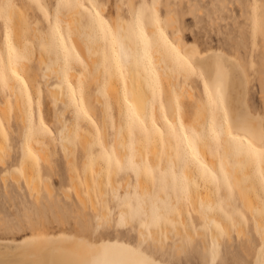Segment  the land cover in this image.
<instances>
[{
    "label": "rangeland",
    "instance_id": "1",
    "mask_svg": "<svg viewBox=\"0 0 264 264\" xmlns=\"http://www.w3.org/2000/svg\"><path fill=\"white\" fill-rule=\"evenodd\" d=\"M11 2L16 5L15 12L17 10V12L22 15L21 26L18 30V34H16L15 30L12 29V24L10 28L13 44L18 49H27V57L24 61L23 71L28 81L27 94H30L32 97V103L29 106L30 110L38 121L39 104L41 103L44 107L47 121L51 123L52 126L54 125V130L50 133L51 135H47L52 140L48 146L51 152L53 169L49 170L46 162H42L40 164L42 169L46 170L45 176H41L39 190L34 191L33 193L29 191L23 178L20 179L21 188H19L10 175V172L18 169V161L21 154L20 143H22V137L24 136L25 130L20 120H16V116L19 115V113L16 107L15 97V94L18 91L22 96H25V94L21 93L20 85L13 77L11 78L9 90L7 92L0 90V118L2 119L3 128L5 127L3 129L5 137L1 138L0 136V141L1 143L5 141L7 146L10 148L9 153L6 154L5 158L6 166L3 167L0 165V220H19L23 216L33 215L42 221L43 229L45 231L55 232L59 231V229H66L67 231H75L86 236L91 235L92 240L95 241H117L134 246L135 242L139 240L142 231L139 222L129 223L124 226H113L104 230L102 233L89 232V226L98 211H110L117 217V219L119 218V214L122 209L120 201L113 195L111 188V180H114L118 185L116 194L121 199L126 195L132 196L133 199L131 202L133 207L136 205L134 197L139 196L140 199L145 202L144 210L146 212H150L151 204L156 202L154 198L158 197L160 200H166L168 202L170 215L176 210L181 209L182 213L187 217L186 220L190 219L191 227H189V231L192 229L190 232L192 233L193 231V234L189 235L187 229L183 227L181 229H176L175 225L172 224L171 228L168 229V231H170H166L167 234L165 233L163 236V245L154 239L151 244L146 245L145 250L152 253L156 258L161 259L162 261L164 260L169 264H256L257 257L255 256L259 251L261 238L259 237V234H257L258 232H256V229L253 228L251 223L252 220L250 222L249 220L243 218L244 222H242V226H240V224L237 225V223H235L236 221H234V211L231 209L234 201L241 204V200L233 198L232 196V199L229 201L228 194L232 191L229 193L226 189H217L214 184L211 182L205 183L204 180L199 182L198 186L200 188H204V186L208 184V188L219 203L218 205L222 207L225 214L231 221V236L227 235L224 230L217 228L220 234L216 241L213 242L210 235L211 226L207 220L199 217V213L193 209L190 203L189 197L192 187L188 184V194L187 197H185L184 193L177 191L171 174L168 175L167 188L165 189L160 185V173L167 172L169 168L168 158H166L164 154H162L161 160L158 164H153L152 158H149L148 160V164L156 170V180L153 181L151 178H148V180L145 181L146 183L143 182L145 186L148 187L147 191H144L140 186L135 171L127 169L118 171L115 167L109 171L107 167L104 173L105 193L104 195H101L96 188L97 174L94 171V168H91L90 177L94 186V192L90 195L85 190V186H83L87 206L85 210H82L78 197L76 196L74 190L69 186V168L66 163L67 157H64L65 153H63L64 151H62L60 145V131L62 129L73 130V132L71 130L72 145L70 146L75 147V150L74 158L71 157L74 159V161L72 160L74 162H72V164H74L77 179L81 185H84L85 174L84 164L82 162L84 152H82V147L79 145V137L76 136L75 132L80 126H82L91 134L92 143L96 149L95 154L92 155L93 157L97 156L98 158L103 156L102 148L103 150L112 152L116 136V102L109 94L102 91V84H97L94 81L89 61L81 53L79 55V61L71 63L68 70L73 68L77 71V75L72 79L76 90V96L79 97V91L81 90L87 106L94 115V108L97 104L96 95L98 93L102 94L100 98L102 97L105 105V118L107 119L109 132L107 142H105L100 131L101 116H97V122L93 123V127H91L87 123L83 114L78 111L76 104L66 107V104L64 105V102L62 103L63 98H60L62 96L59 97L60 101L59 98L58 100H54L55 98L52 99V97H50V94L52 93L48 91L49 88L47 89V87L50 86L52 90V87L56 85L55 88L58 89L60 82H64L63 80H59L63 77H59L58 79L57 76L61 70L65 71L61 58L57 55L55 50L48 46L47 39L49 18H53L54 22L53 5L60 2V0H45L46 3L48 2V6H45L41 0H11ZM73 2H76V0H73ZM79 2L85 3L86 6L89 4L88 0H79ZM99 2L106 5L107 11L101 13V15L106 19H109L110 15H115L117 4H119L121 15L125 21L130 19L131 9L128 7L127 0H99ZM135 2L136 6H139L141 3L151 4L153 2L160 5L157 11L160 12L161 19L164 18L169 10L175 12L179 17V20L176 21L177 27L181 30V36L184 40L197 42L204 50L212 48L213 46V48L218 47L223 50L228 49L227 52L229 51L230 53H235L237 55L241 52L242 54L240 55H244L242 56L244 63L245 60H248L244 65L246 71L248 70L247 68H249V71L247 72L249 74L248 79L251 84H249L248 93V102L251 104L250 108L254 113L257 114L258 110L260 115H264V74H262L264 73V40L261 39L258 34L254 37L252 32L253 6H257L255 11L259 14L260 8L262 4H264V0H135ZM38 5L44 6L48 13V17L44 15V12L41 11ZM191 8L194 10L192 14L190 13L192 11ZM72 11H75V9L64 10L61 17L63 22L64 19H66L68 12ZM77 12L79 13V10H77ZM146 20L147 17L145 18V22ZM162 26L166 29L169 35L172 34L169 24ZM33 28L38 32L34 31ZM34 32H37L39 36L37 37V33ZM4 36L5 32L3 25L0 23V56L5 55L6 53ZM207 42L210 43L208 44ZM220 43L222 45H220ZM42 44H44V46ZM40 47L44 48L43 53L45 55L41 52L42 50L39 51V49H41ZM239 50L240 52H238ZM51 58H54L53 61H57V64H55L58 67L53 63ZM247 64L248 66L246 67ZM58 68H60V71ZM55 70H57V72H55ZM174 72H176L175 68ZM177 78L179 82H177V88L175 91L179 92V89H181L183 85L181 83L183 79L181 75ZM179 78L181 79L179 80ZM193 79L196 81V86H199V88H197L202 90L200 78L194 75ZM262 86L263 88H261ZM53 90L55 91L54 88ZM56 93H58V91ZM58 95L61 94L59 93ZM55 101L57 104H55ZM187 101L189 102V105H182L181 109L183 119L187 118L188 123L195 121L202 124V126L205 125L207 123V117L203 113L201 103L198 100ZM161 102L166 114L173 118L175 110L173 91L171 88L167 91H165V88L162 89ZM3 104H7L4 105V107H7L5 108L6 110L9 109L7 110L9 113V115H7L9 120H6L7 116H3L1 112L3 110ZM4 111L5 110H3V112ZM55 112L61 115V121L57 124V126L54 123ZM215 114L217 116L219 115L218 112ZM161 115L162 113H160V116ZM157 122L160 125V130L164 131L165 127L162 121L157 119ZM174 123L175 120L173 124ZM3 138L5 139L3 140ZM130 142L133 143L134 141L131 139ZM113 155L119 159L115 153H113ZM131 155L134 154L132 153ZM135 158L136 162L139 163L140 158L136 156ZM119 160L121 166H123L125 161L121 159ZM174 166L176 170V182L178 183L180 176L177 173V165L174 164ZM4 174L7 176L3 177ZM45 177L48 178L54 188V197H49L44 188ZM244 184H246V181ZM249 189L248 191H252L251 188ZM234 190L231 195L235 193L236 190ZM92 199L96 208L92 206ZM221 201H223L222 205ZM123 210L127 211V209ZM241 211L243 212V208H241ZM244 216H246V214H244ZM243 227H245L246 231ZM239 228L241 230L240 232H238ZM200 230H203L204 232L203 237L200 235ZM29 233H31L29 229H20L16 231L0 230V238H16L19 240ZM187 234L190 237H188ZM249 236L251 239L248 238ZM204 243H206V248L203 247ZM213 246L217 249V255L215 256H211V248ZM255 249H258V251H255Z\"/></svg>",
    "mask_w": 264,
    "mask_h": 264
},
{
    "label": "bare ground",
    "instance_id": "2",
    "mask_svg": "<svg viewBox=\"0 0 264 264\" xmlns=\"http://www.w3.org/2000/svg\"><path fill=\"white\" fill-rule=\"evenodd\" d=\"M41 1L44 3L45 6H48L47 4L48 2L46 3L45 0H41ZM88 1L89 3H95L101 5V7L97 9L98 11H100V13H104L107 11L106 5L100 3L99 0H88ZM127 3L128 6L129 5L136 6L135 0H127ZM261 7H264V4H262ZM192 12H194L193 9L190 13L192 14ZM194 16H198V15H194ZM78 18H79L78 12L77 10H75L72 12H68V14L66 15V19H64V22L72 24L73 39L71 43L76 45L75 50L78 53V55H80L81 53L89 61L90 69L92 70V78L97 84H102V91H104L106 94H109L111 98L116 102V108H117L116 109L117 120L115 121L116 136L114 139V148H112V150L114 149V153L116 154V156L119 159L124 160V157L126 155H131L133 153L138 158L143 157L144 161H146L147 163L149 158H152L153 164H158L161 160L162 154H164L165 157L168 158L169 161L168 164H170L171 162L173 165L174 164L177 165L178 175L180 176L181 172H183V175L190 182L189 185L192 187L189 197L190 203L193 209L197 213H199V217L201 219L207 220L209 225L211 226L210 235L213 242L216 241V239L219 237L220 234L217 228H219L220 230L221 229L224 230L227 235L231 236L230 235L231 221L225 214L222 207L218 205L219 203L217 202L216 198L208 188V184L204 186V188H200L198 186L199 182L203 180L202 178L201 179L196 178L197 176L200 175V170L195 168L190 163L183 165L182 168L180 161L173 159L175 153L172 151V145L169 142L167 135H165L163 143L158 144L155 136L152 137L144 136L142 138L139 133H134L132 137L129 138L126 130L124 133H121L122 112H126L125 97H127L129 103H134V104L138 103L141 106V110L145 112L148 117L149 124L151 120L154 118L156 122V127L160 129V125L157 122V119H160L166 129L167 127L166 122L173 123L174 120L176 121V119H179L184 121L185 126L187 127L189 123L187 122V118L183 119L181 112L182 105L183 106L185 104L189 105V102L187 100H198L201 103L204 115H206L207 117V123L210 122L213 116L214 115L217 116V115L213 112L211 108L207 106V100L209 94L212 93L213 81L216 79L217 76L216 58L220 57L221 59H220L219 71L223 76V82L221 85L222 95H223V107L228 110L230 118L234 115H244L248 113H250L252 116H255L257 118H259L260 116H264L263 114L260 115L258 113V110H257V114L254 113L250 108L251 104L248 102L250 81L248 79L249 74L247 71H249V68H247L248 70L246 71L244 65L248 60L246 61L244 59L245 60L244 63L242 57L244 55H240L242 54L240 50L238 51L240 52L239 54L240 56H239L235 53H230L229 51L227 52L228 49L223 50L222 48H218V47L213 48L212 46V48H207L204 50L197 42L185 41L184 38L181 36V30L177 27L176 20L173 19V21L169 23L172 33L173 30L179 32L180 38L183 39L185 43L195 44L197 49L199 50L200 60H199V64L197 65L198 71L194 75L200 78V81L202 83V90L198 89L199 86H196V81L193 79L194 75L186 76L183 73L179 72L178 70L174 72V67L171 65L170 62L167 61L166 53L162 48L153 49L152 63L155 65L156 78L152 77L150 71L145 70L146 65L144 63L138 65L136 62L137 49L135 47L134 35H130L129 40L125 42L127 47V57L125 58L123 64L124 73L123 76L121 77L115 72L114 68L106 69V65L104 62V49L102 47L96 46L94 43L90 45L89 41L81 35L77 25ZM117 18H120L121 20H125L121 15V9L119 7V4L116 5L115 15H110V18L107 20H109V22L111 23ZM21 19H22V15L16 10L12 21V29L15 30L16 34H18V30L21 26ZM161 27L164 29L165 34L168 35L169 40H172L173 35L172 34L169 35L166 29L162 25ZM122 28L124 29L125 33L128 34L129 30L127 24L122 25ZM145 30L146 32H148L150 36L155 31L154 27L151 25L148 19L145 22ZM34 31L37 30L34 29ZM10 36H12L11 32H10ZM36 36L38 37L39 34L37 33ZM42 45L44 46V44ZM220 45L222 44L220 43ZM40 48L41 49H39V51L42 50L41 52L43 53L44 48L42 47ZM51 59L53 61L54 58ZM54 61L53 63L55 64L57 61L56 60ZM248 64L246 65V67L248 66ZM23 65L24 62L18 70V75H21L24 82L27 84L28 81L23 71ZM58 69L60 71V68ZM55 72H57V70H55ZM177 74L178 76L181 75L183 79L181 81L183 85L181 89H179V92L175 91L177 88V82H179L177 78L178 77ZM76 75H77V71L73 68L69 69L68 71L61 70L57 78L59 79V77L60 78L63 77L62 79L59 80H63L64 83L60 82V86L58 87V89L55 88L56 85L52 87V90L50 86L47 87V89L49 88L48 91L52 93L50 94V97H52V99L55 98L54 100H58V98L62 96L60 98H63V100L61 99L62 103L64 102L63 104L64 105L66 104V107L70 105L73 106V104H75V98L77 96L74 97L72 95V91H74L76 94L75 86L72 82V79ZM180 79L181 78H179V80ZM69 84L71 85V89H72L71 91L68 88ZM205 84L208 85L207 88L205 87ZM263 86L261 88H263ZM53 88L55 89V91L53 90ZM164 88L165 91L169 90V88H171L173 91L174 110H175L173 118L169 117L168 114H166L164 108L162 107L161 92L162 89ZM57 91L58 93H56ZM79 92H80L79 95L80 97L82 92L81 90ZM59 93L61 95H58ZM15 95H16L15 96L16 107L19 113V115L16 116V120L18 121L20 120L21 124L26 129L25 121L27 120V110H26L27 96L26 95L22 96L19 91L16 92ZM101 95H102L101 93H98L96 95L97 104L95 105L94 108L95 115L91 113L89 107L87 106L84 100L83 95H82L81 104L84 110L87 112V116L84 115L83 116L84 118H86L87 123L91 127H93V123L97 122L96 121L97 116L98 117L101 116L100 131L103 135L105 142H107L109 132L107 127V119L105 118V114H106L105 105L102 100V97L100 98ZM55 104H57V102ZM177 104L179 106L178 110H177ZM4 105L7 104H3L2 109L5 110L4 111L5 113H8L7 110L9 109L6 110L5 108L7 107H4ZM3 110L1 111L3 116L9 115V113L5 114ZM160 113H162L161 115L162 117L160 116ZM7 118L8 116L6 117V120H9V118L8 119ZM40 118L43 119L44 125L47 126L49 132L41 135L38 140H33L30 144H27V147L31 148V151L34 154L35 159L33 158L32 155H28L26 152V140H25V130H24L22 143H20L21 154L19 156L18 169H15L12 172H10V175L12 176V179L15 181L16 185L19 188H21L20 179L23 178L26 186L28 187L31 193L39 190L40 178L41 176L43 177L45 176L46 170L42 169L40 164L42 162L44 163L46 162L48 164V169L49 170L53 169V165L51 162V152L48 146V144H50L52 140L47 135H51L50 133L53 132L54 125L52 126V124L47 121L46 114L44 112V107L42 106L41 103L39 104V119ZM0 121H2L1 118ZM60 121H61V115L55 112L54 123L56 124V126L57 124L60 123ZM199 125L202 126V124ZM4 128L2 124V129ZM71 130L72 129L69 130L62 129L60 131V140H61L60 145L62 151H64L63 153H65L64 157L66 156L67 159L70 157L68 160L66 159V163L68 164V168H69V174H68V182L70 184L69 186L74 190L76 196L78 197V200L82 206V210H85L87 203L84 197L83 186H85V190L90 195H92L94 192V186L90 177L91 168H94V171L97 174L96 188L98 189L101 195H104L105 193L104 173L106 171L107 165L105 164L103 156L98 158L97 156L94 157L92 156L93 154H95L96 149L94 144L92 143L91 134L84 127L80 126L75 133L76 136L79 137V145L82 147V152H84L82 162L84 164L85 177H84V185H81L79 180L77 179V174L74 170V164H72V162L74 161L73 158H74L75 147L70 146L72 145L71 133L73 132V130L72 132ZM2 137L5 136L3 135L1 136V138ZM4 139L5 138H3V140ZM131 139L134 141L133 143L130 142ZM4 142L1 143L0 141V146L6 144V142L5 143ZM9 151L10 148L9 146H7V153H9ZM199 152L201 157H203L201 161L203 164L207 165L208 168L212 169L213 163H215L216 169H213V171H216L219 168L220 158L219 156L214 155L213 145L202 144L199 146ZM0 162H1L0 165H2L3 167L6 166L5 158L0 159ZM224 163H225V171L228 173V178L232 186L231 191L233 192L234 189L236 190V191L234 190L235 191L234 194L231 195L232 192L228 194L229 196L228 200L230 201L232 199V196L233 198L236 199L238 198L241 200V204L237 203L236 201L232 203L231 209L234 211L233 213L234 221H236L235 223H237V225L240 224V226H242V222H244V219H247L250 222L252 220L251 222L252 226L254 229H256V232H258L257 234H259V237L261 238L259 228L264 226V218L260 216L259 209L262 206V203H264V183H262V179L258 174V172L254 170L252 167L249 168L247 167L246 169V167H242L240 163L235 160L229 162L227 159H225ZM5 176L7 175L4 174L3 177ZM147 180L148 177H145L143 175L138 177V182L144 191H147L148 187L145 186L143 182ZM245 181L246 184H244ZM44 188L47 191L49 197H54L55 195L54 188L47 177L44 178ZM111 188L113 192L115 191V193L118 190V185L114 180H111ZM249 188H251L252 191H248ZM92 206L96 208L93 199H92ZM241 208H243V212L241 211ZM244 214H246V216H244ZM186 218H187L186 215L182 213L181 209L176 210L168 217L171 223H166L165 225H162L159 229L153 230V239L155 241L160 242L163 245L164 242L163 236L165 235V233L167 234V232L170 231V230L168 231V229L171 228L172 224L175 225L176 229H181L183 227L187 229L189 235L193 234V231L192 233L190 232L192 229L189 231V227H191V221L190 219L186 220ZM243 228L245 230V227ZM240 231L241 230L239 228L238 232ZM200 233H201L200 235H202L203 237L204 235L203 230L202 231L200 230ZM43 234L47 237L46 241H33L32 232L24 236L23 238H20L19 240L16 238H12V239L0 238V261L5 262V264H35L36 261H45V260L50 261L53 259L73 260L78 258L77 254H78L80 242L88 238V236L84 234L77 233L71 230L67 231L66 229L65 230L59 229V231H55V232H51L47 230L45 231L43 229ZM189 235L188 237H190ZM248 238L251 239L250 236ZM25 241H28V243H25ZM95 242L99 244H111V245H120L124 247H133V245L123 242H117V241L102 240ZM41 244L45 245V250L43 251L40 250ZM203 247L206 248V243H204ZM213 249L214 246L211 248V256L217 255L216 247H215V255H213ZM255 251H258V249L257 250L255 249ZM255 257H257V255ZM141 258H147L153 260L156 262V264H169L164 260L162 261L161 259L156 258L152 253L147 252L146 250H144L143 257H138V259Z\"/></svg>",
    "mask_w": 264,
    "mask_h": 264
},
{
    "label": "snow or ice",
    "instance_id": "3",
    "mask_svg": "<svg viewBox=\"0 0 264 264\" xmlns=\"http://www.w3.org/2000/svg\"><path fill=\"white\" fill-rule=\"evenodd\" d=\"M44 15L48 17V13L43 5H38ZM101 5L89 3L73 2V0H60L53 5V18H49V30L47 32L48 46L56 51L61 58L63 68L68 70L69 65L74 61H79V55L76 52V45L72 44L73 28L71 23H64L61 19L64 10L75 9L78 13V29L89 44L94 43L98 47L104 49V62L106 69L114 68L119 76L124 73V61L127 57L126 41L130 35H134L135 47L137 49L136 62L137 64L144 63L145 70L150 71L152 77L156 78L155 65L152 63V53L155 48H162L166 53V59L171 65L183 73L184 75H194L197 73L199 64V50L195 44H187L180 38V33L173 30V39L169 40L161 25H168L179 17L175 12L169 10L161 19L160 12L157 9L160 5L155 2L151 4L141 3L138 7L129 5L131 9L130 19L125 21L117 18L111 23L101 15L99 9ZM179 7V6H176ZM257 6H253L252 13V32L255 37L257 34L264 39V7L260 8L259 14L255 11ZM16 5L11 0H0V23L3 25L5 32V49L6 53L0 56V90L7 92L11 78L20 85L22 94L27 96V121L25 129L26 152L32 155L35 159L31 148L27 147L33 140H38L43 134L49 132V129L44 125L43 119L38 121L30 110L32 97L27 94L28 85L24 82L21 75H18V70L27 57V49H18L12 42L10 32L11 24L15 15ZM147 17L155 31L151 36L145 30V18ZM128 25V34L125 33L122 25ZM220 57L217 61V76L213 81L212 93L209 94L207 106L218 112L219 115L213 116L212 120L201 126L195 121H192L185 126L184 121L176 119L175 123L166 122L165 131H160L156 127L155 119L153 118L149 124L148 117L141 110L138 103H129L125 97L126 112H122V127L121 133L125 130L129 138L134 133H139L141 137L155 136L157 143H163L165 135L172 145V151L175 153L174 160L181 163V167L185 164H192L200 170V175L197 179H203L205 183L211 182L217 189H226L231 192V183L228 178V173L225 171L224 160L229 162L238 161L242 167H252L258 172L264 183V116L259 118L252 116L250 113L244 115H234L230 118L229 112L223 107L222 82L223 76L220 69ZM82 63V62H81ZM207 88L208 85L205 84ZM71 89V85H68ZM72 95L76 97L74 91ZM82 94L75 98V104L80 113L87 116L81 104ZM177 104V110H178ZM190 111V110H189ZM143 117V118H142ZM2 121H0V136H3ZM202 144H211L214 146V155L219 156L220 164L216 171L215 163L212 169L203 164L199 152V146ZM112 152L103 150L102 155L109 171L115 167L118 171L127 169L135 171L137 176H145L156 180V170L140 157L139 163L136 162L134 155H126L124 157V165L121 166L120 160ZM7 145L0 146V159L6 158ZM173 176L174 186L177 191L184 193L185 197L188 194V179L183 175L179 177V182H176L175 166L170 162L167 172H161L159 183L165 189L168 184V175ZM113 195L121 204V212L119 218L113 215L112 212L98 211L95 214L89 226L90 233H102L104 230L113 226H124L129 223L139 222L141 226V234L139 240L135 242L133 247H124L120 245L99 244L92 240L91 235L87 239L80 242L78 249V258L73 260H45L36 261L35 264H156L155 261L138 257H143L146 245L153 241V230L159 229L165 223H171L168 219L170 215L169 205L166 200H160L155 197V203L151 204V211L146 212L145 202L139 196L134 197L136 205L133 207L132 196H125L122 199L113 192ZM147 199V198H146ZM223 201H221V205ZM123 209H127L124 211ZM259 214L264 218V203L259 209ZM20 229H29L32 232L33 241H46L47 237L43 234L42 221L33 216L26 215L19 220H0V230L16 231ZM261 235V243L257 254L256 264H264V226L259 228ZM28 243V241H25ZM40 250H45V245L41 244ZM215 255V246L213 249ZM0 264L5 262L0 261Z\"/></svg>",
    "mask_w": 264,
    "mask_h": 264
}]
</instances>
